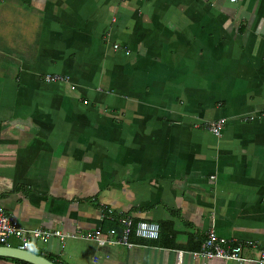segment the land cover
<instances>
[{"label": "crops", "instance_id": "1", "mask_svg": "<svg viewBox=\"0 0 264 264\" xmlns=\"http://www.w3.org/2000/svg\"><path fill=\"white\" fill-rule=\"evenodd\" d=\"M216 119L218 138L200 128ZM102 208L171 226L94 260L76 238L29 251L238 264L193 256L211 229L263 264L264 0H0V209L77 235L102 228Z\"/></svg>", "mask_w": 264, "mask_h": 264}, {"label": "built area", "instance_id": "2", "mask_svg": "<svg viewBox=\"0 0 264 264\" xmlns=\"http://www.w3.org/2000/svg\"><path fill=\"white\" fill-rule=\"evenodd\" d=\"M229 1L233 2L234 0ZM117 48V45L112 46L113 50ZM124 54L126 55L128 52L125 51ZM65 80H67L66 77L54 74H45L42 76V81L46 84L63 82ZM223 123L224 121L222 119L205 121L201 123L200 128L218 138L221 134ZM101 210L104 211L100 219L115 221L118 229L117 233H114L110 229L105 233H101L98 229L77 235L62 233L56 229L35 228L23 230L10 214L0 209V246H10L9 242H15L18 245L16 248L29 251L37 243L44 242L47 239H56L61 242L67 238H76L94 244L92 254V259L94 260L98 249L103 246L114 245L125 249L132 248L135 244L130 240L131 236L142 241H155L159 237V226L157 223L133 221L129 216L112 217L110 211L103 208ZM193 256L197 259H219L222 261H233L238 264H247L249 262V260L241 256L240 244L228 245L227 241L217 237L211 229L205 235L201 251L193 254ZM257 262L264 264L263 252L259 254Z\"/></svg>", "mask_w": 264, "mask_h": 264}, {"label": "water", "instance_id": "3", "mask_svg": "<svg viewBox=\"0 0 264 264\" xmlns=\"http://www.w3.org/2000/svg\"><path fill=\"white\" fill-rule=\"evenodd\" d=\"M0 258L19 260L28 264H54L31 251L21 250L10 246H0Z\"/></svg>", "mask_w": 264, "mask_h": 264}, {"label": "trees", "instance_id": "4", "mask_svg": "<svg viewBox=\"0 0 264 264\" xmlns=\"http://www.w3.org/2000/svg\"><path fill=\"white\" fill-rule=\"evenodd\" d=\"M102 228L100 229V232L101 233H105L107 230L111 229V227H117V224L115 221H109L107 219H103L102 220ZM158 226H159V236L160 234H163L165 229L167 228V226H171L169 224V222L167 221H162V222H159L158 223ZM169 229H171L170 227H168ZM167 230V229H166ZM159 238V237H158ZM130 240L131 241H140V242H150V241H142V240H138V239H135L133 238L132 236L130 237ZM152 242V241H151ZM0 259H7V258H0ZM47 260L51 261L52 263L54 264H57L54 260H52L51 258L49 257H46ZM7 260H11L13 261L15 264H28V263H25V262H22V261H19V260H14V259H7Z\"/></svg>", "mask_w": 264, "mask_h": 264}, {"label": "rangeland", "instance_id": "5", "mask_svg": "<svg viewBox=\"0 0 264 264\" xmlns=\"http://www.w3.org/2000/svg\"><path fill=\"white\" fill-rule=\"evenodd\" d=\"M9 245L13 247H18V245L15 242H9Z\"/></svg>", "mask_w": 264, "mask_h": 264}]
</instances>
